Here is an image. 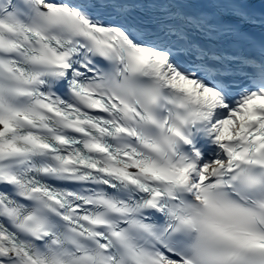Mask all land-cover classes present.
<instances>
[{"label": "snow or ice", "instance_id": "snow-or-ice-1", "mask_svg": "<svg viewBox=\"0 0 264 264\" xmlns=\"http://www.w3.org/2000/svg\"><path fill=\"white\" fill-rule=\"evenodd\" d=\"M0 264H264V0H0Z\"/></svg>", "mask_w": 264, "mask_h": 264}]
</instances>
